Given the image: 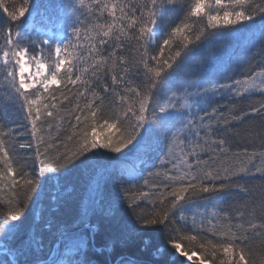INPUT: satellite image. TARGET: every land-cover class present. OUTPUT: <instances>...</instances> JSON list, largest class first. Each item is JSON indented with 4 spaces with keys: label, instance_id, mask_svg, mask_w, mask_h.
Here are the masks:
<instances>
[{
    "label": "snow or ice",
    "instance_id": "6c2138e0",
    "mask_svg": "<svg viewBox=\"0 0 264 264\" xmlns=\"http://www.w3.org/2000/svg\"><path fill=\"white\" fill-rule=\"evenodd\" d=\"M0 41V264H264V0H0Z\"/></svg>",
    "mask_w": 264,
    "mask_h": 264
},
{
    "label": "trees",
    "instance_id": "16d2710c",
    "mask_svg": "<svg viewBox=\"0 0 264 264\" xmlns=\"http://www.w3.org/2000/svg\"><path fill=\"white\" fill-rule=\"evenodd\" d=\"M5 3L8 4L11 7V4L15 3L17 6L22 3V0H5ZM32 3L35 4L36 0H32ZM31 11V9H30ZM26 17L27 19L30 21L32 19V16L29 15L28 13H26ZM28 39L30 40H34L37 39V37L35 36V34L33 33L32 35L28 36ZM2 42V41H0ZM241 43V37L240 36H235V37H229L226 41L225 44H220L217 43L215 45L212 46L211 48V54H207L205 53V57L207 60L209 61H216V60H221V59H228V57L232 54H236L238 53V47ZM256 47H259V43L257 42ZM236 67V66H234ZM239 67H243L242 65ZM239 67H237V71L239 70ZM194 79V77H193ZM253 99L258 100L260 99L259 97H254ZM219 103L223 104L226 101L224 100H220L218 101ZM245 105H247L248 101L244 102ZM226 111V110H225ZM62 115H64V113H61ZM73 122H74V117H73ZM20 121H17V124H19ZM69 127L68 121L65 120L64 124L61 125V129H66ZM47 128V125H45V129ZM234 131L239 133V136L237 137V139H241L243 140V138L246 137H250L253 136L255 133L259 132V128H251L248 127L247 125H241V126H235L234 127ZM55 134V128L53 129V135ZM21 142H27L26 140H22ZM257 143L259 142L258 139L256 141ZM249 150H252V147H249ZM150 171H154V170H150ZM68 180L70 183L76 184L77 186H80L83 183V177L74 175V174H69L68 176ZM241 184H243L244 186L248 187L249 189H251L257 199V203L260 202L261 199V190H260V182L259 180H241L240 181ZM0 196H3V193H0ZM3 203V200L0 199V204ZM7 211L6 208H0V218H2L5 214V212ZM69 211H71V209H69ZM259 214V213H258ZM162 237L158 240H156L155 242L158 244H162ZM44 240H45V244L48 243V234L45 233L44 234ZM254 246L257 248V250H260V240H255L254 241ZM137 247H139V245H137ZM2 259H10V257H0ZM154 264H165L166 261L170 260V259H175V257H172L168 252H165L163 255H157L154 258ZM180 259H184V258H180Z\"/></svg>",
    "mask_w": 264,
    "mask_h": 264
},
{
    "label": "rangeland",
    "instance_id": "374dc122",
    "mask_svg": "<svg viewBox=\"0 0 264 264\" xmlns=\"http://www.w3.org/2000/svg\"><path fill=\"white\" fill-rule=\"evenodd\" d=\"M35 40V39H34Z\"/></svg>",
    "mask_w": 264,
    "mask_h": 264
}]
</instances>
